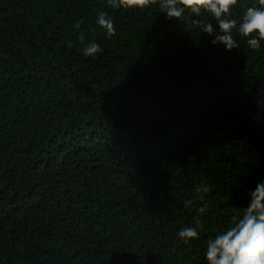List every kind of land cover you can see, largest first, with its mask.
Wrapping results in <instances>:
<instances>
[{
  "label": "trees",
  "instance_id": "1",
  "mask_svg": "<svg viewBox=\"0 0 264 264\" xmlns=\"http://www.w3.org/2000/svg\"><path fill=\"white\" fill-rule=\"evenodd\" d=\"M208 21L0 0V264H207L264 181V42L226 51Z\"/></svg>",
  "mask_w": 264,
  "mask_h": 264
},
{
  "label": "clouds",
  "instance_id": "2",
  "mask_svg": "<svg viewBox=\"0 0 264 264\" xmlns=\"http://www.w3.org/2000/svg\"><path fill=\"white\" fill-rule=\"evenodd\" d=\"M153 3L169 20L175 18L180 21L186 13L197 16L207 13L209 21L200 25L201 32L210 38L213 46H222L226 51L239 49L234 31L252 50L260 49L264 42V0H251L247 5L243 0H107L108 6L114 10L134 11L148 8ZM236 7L243 10L238 19L232 14ZM96 23L108 36L116 34L113 18L107 12L101 11ZM82 51L85 57L96 58L104 49L100 43L91 41ZM197 191L207 192L208 189L204 187ZM248 196L247 207L238 218H234V223L207 240L204 252L207 264H264V181L250 190ZM202 227L197 223L196 226L182 228L178 237L189 243L199 238L198 229Z\"/></svg>",
  "mask_w": 264,
  "mask_h": 264
}]
</instances>
